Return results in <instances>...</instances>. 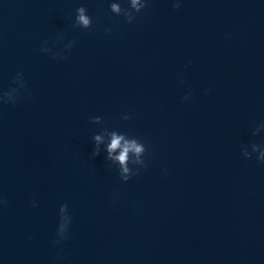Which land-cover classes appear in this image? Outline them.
I'll use <instances>...</instances> for the list:
<instances>
[{"label":"water","instance_id":"1","mask_svg":"<svg viewBox=\"0 0 264 264\" xmlns=\"http://www.w3.org/2000/svg\"><path fill=\"white\" fill-rule=\"evenodd\" d=\"M109 2L0 0V92L21 71L30 93L0 104V264H264V164L241 156L264 144V0H152L132 24ZM58 33L67 60L40 51ZM94 116L150 146L139 176L91 156Z\"/></svg>","mask_w":264,"mask_h":264},{"label":"clouds","instance_id":"2","mask_svg":"<svg viewBox=\"0 0 264 264\" xmlns=\"http://www.w3.org/2000/svg\"><path fill=\"white\" fill-rule=\"evenodd\" d=\"M127 6H122L121 0H110L109 12L115 17H123V19L132 24L138 14H141L147 9L152 0H124ZM182 0H172L173 10H179L181 8ZM69 19H72L69 17ZM93 25V17L89 14L88 8L81 5L76 9V15L72 27L74 29L89 30ZM112 32V28H105V34L109 35ZM63 33H58L55 42L49 45V41L45 40L40 48V51L49 55L53 60H67L71 54V50L76 45V40H69L67 43H63ZM63 44V48L60 51H56V46ZM189 64L184 67L187 69ZM179 85L183 86L186 80L183 77V73L178 74ZM12 83L15 87H9L7 90L0 92V104L16 105L26 95H30L26 87L24 80V74L18 71L13 77ZM211 89H206L204 95H208ZM194 96V92L191 86L188 87V91L182 97V101L188 103ZM121 119L128 121L132 119V115L122 114ZM91 124L100 125V130L91 137L93 150L91 152L92 157L99 156L102 152L105 153V160L109 162L110 167H114L117 171L119 179L127 183L133 177H137L141 174L142 170L148 167L146 156L151 152L150 146L140 137L130 135L127 132L120 131L118 129H110L107 127V122L101 116H94L90 118ZM261 130H264V121H261L252 132V135H257ZM250 149V150H249ZM255 154V159L258 163L264 164V144H257L255 142L250 144L241 145V156L244 159L250 160ZM165 169V174H166ZM30 206L33 208L39 207L38 202L33 198L30 202ZM8 204L7 199L0 195V209H3ZM59 222L56 228L55 238L51 241L54 247L62 246L63 243L69 239L70 228L72 224V215L69 212V206L67 203L61 204L59 208Z\"/></svg>","mask_w":264,"mask_h":264}]
</instances>
